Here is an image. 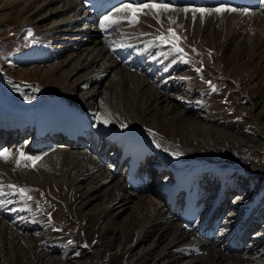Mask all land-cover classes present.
I'll return each instance as SVG.
<instances>
[{
	"label": "bare ground",
	"instance_id": "1",
	"mask_svg": "<svg viewBox=\"0 0 264 264\" xmlns=\"http://www.w3.org/2000/svg\"><path fill=\"white\" fill-rule=\"evenodd\" d=\"M153 12L158 19L141 14L135 24L119 13L118 23L105 22L113 33L102 38L77 0H0V92L30 105L40 83L69 97L91 120L88 139L44 135L35 154L51 152L33 169L15 164L17 145L33 156L30 144L24 146L33 131L17 120L0 129L2 148L12 153L0 158V264H264V224L252 232L264 216V4L255 12L196 13L194 19L191 12ZM26 27L51 41L47 53L25 52L24 40L9 37ZM167 27L192 45L190 63L158 44ZM114 46H126L131 62L113 58ZM122 125L160 134L159 166L147 164L146 192L129 187L125 170L115 168L110 136ZM168 161L188 169L203 165L194 182L212 216L201 226L216 227L223 217L214 237L184 228L165 203L158 181L170 175ZM233 167L240 170L221 172ZM23 181L36 186L34 193L58 197L46 203L54 221L19 195ZM234 181L239 194L230 191ZM231 192L237 200L230 201ZM240 231L250 239L242 251L228 242Z\"/></svg>",
	"mask_w": 264,
	"mask_h": 264
},
{
	"label": "snow or ice",
	"instance_id": "2",
	"mask_svg": "<svg viewBox=\"0 0 264 264\" xmlns=\"http://www.w3.org/2000/svg\"><path fill=\"white\" fill-rule=\"evenodd\" d=\"M157 8H159L160 10H162L164 12L176 10L172 7V5L170 3H165L164 0H151L150 3H139V4L124 3L121 6L117 7L115 9V12H117V13H129L130 14V22L135 24V23L139 22L138 15H137L138 13H142V14L152 13L153 18L158 19V16L153 12V10H155ZM145 9H148L149 12L145 13ZM179 11H182L184 13L191 12L193 14V19H194L196 13H200L201 16H203L205 14L211 15L214 12L215 13L236 12L237 9L227 6L223 2V0H221V3L218 5L205 6L203 4H200V5H196V6H185V7L180 8ZM244 12L247 13V10L245 9ZM120 19H126V17H120ZM105 22H107V24L118 23L117 20L113 19V15L111 13L108 15H105L103 17V22H101V25H100L102 28L107 27V24ZM169 31H171V29H169ZM29 34L31 35L30 32H29ZM160 39L162 42H165V43L167 42V41H165L163 36H161ZM176 51L177 52H183V49L176 46ZM196 71L199 72L200 69H196ZM209 84L211 85V82H209ZM213 91H215L214 87H213ZM98 119L104 124H107L109 122L107 119H104V118L99 117V116H98ZM156 146L160 147L159 144H157ZM44 155H47V153H44ZM177 155H179V153H177ZM11 156H12V153L7 151V150L0 151V158L4 159L5 161H7ZM19 157L21 160L32 161L33 167L35 166L36 162L40 161L43 158L42 156L26 155L24 152H20ZM15 164H16V167H20V161L19 160L15 161ZM9 187L15 188L14 185H9ZM18 191L21 195L26 196L27 199H29V200L32 199V197L28 195V192L25 189L20 188V189H18ZM0 194H3V193H0ZM185 227L187 228L188 225H185ZM69 243H71V241H69ZM85 247H87V245H85Z\"/></svg>",
	"mask_w": 264,
	"mask_h": 264
},
{
	"label": "rangeland",
	"instance_id": "3",
	"mask_svg": "<svg viewBox=\"0 0 264 264\" xmlns=\"http://www.w3.org/2000/svg\"><path fill=\"white\" fill-rule=\"evenodd\" d=\"M237 194H239V193H237ZM249 240H250V239H248V242H250ZM246 244H247V243H246ZM246 244H245L244 246H246Z\"/></svg>",
	"mask_w": 264,
	"mask_h": 264
}]
</instances>
